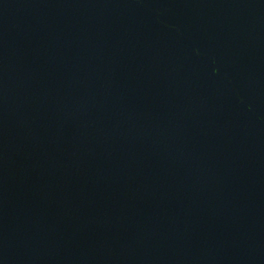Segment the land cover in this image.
<instances>
[{
  "label": "water",
  "instance_id": "water-1",
  "mask_svg": "<svg viewBox=\"0 0 264 264\" xmlns=\"http://www.w3.org/2000/svg\"><path fill=\"white\" fill-rule=\"evenodd\" d=\"M0 264H264V0H0Z\"/></svg>",
  "mask_w": 264,
  "mask_h": 264
}]
</instances>
